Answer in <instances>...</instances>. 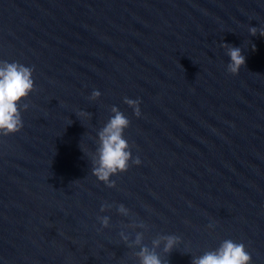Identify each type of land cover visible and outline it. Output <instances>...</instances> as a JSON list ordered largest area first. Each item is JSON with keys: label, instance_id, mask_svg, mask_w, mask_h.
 <instances>
[{"label": "water", "instance_id": "water-1", "mask_svg": "<svg viewBox=\"0 0 264 264\" xmlns=\"http://www.w3.org/2000/svg\"><path fill=\"white\" fill-rule=\"evenodd\" d=\"M250 27L264 28L233 0H0V61L34 69L22 129L0 136V264H139L121 232L150 248L180 237L156 249L164 264L226 239L264 264V37ZM222 43L246 57L237 75ZM112 106L141 163L109 188L91 155Z\"/></svg>", "mask_w": 264, "mask_h": 264}, {"label": "clouds", "instance_id": "clouds-1", "mask_svg": "<svg viewBox=\"0 0 264 264\" xmlns=\"http://www.w3.org/2000/svg\"><path fill=\"white\" fill-rule=\"evenodd\" d=\"M249 33L252 36L259 33L264 37V28L250 27ZM221 47L226 49V55L230 57L227 71L232 75H237L246 64V57L242 54V49L228 43H222ZM33 71L32 67L19 62L0 61V136H8L22 129L20 102L34 91ZM100 95V91L94 90L90 99L97 100ZM124 103L134 110L135 116L141 115L140 100L125 97ZM22 107L23 110H27L28 105L23 104ZM111 113L113 115L97 133L98 146L91 155L92 175L109 188L115 187V181L110 180V177L126 172L130 160L135 165L141 163L139 157L132 158L130 145L124 138V130L130 125L129 119L116 106L111 107ZM78 115L90 117L91 114L80 111ZM110 207L111 205H102L100 211L104 212ZM117 210L123 216L129 214V210L123 204L119 205ZM98 219L102 227L109 226L110 218L108 216H100ZM144 226L143 223L139 225V227ZM120 236L128 247L131 248L134 245L139 247L140 250L135 253L139 264H164L156 249L163 243V252L170 254L181 243L180 237L176 235H161L152 240L150 248L142 243V232L136 233L135 239L131 243H129V237L123 232L120 233ZM251 260V254L246 251V246L243 243L226 239L221 242L218 248L193 257L191 264H251Z\"/></svg>", "mask_w": 264, "mask_h": 264}]
</instances>
